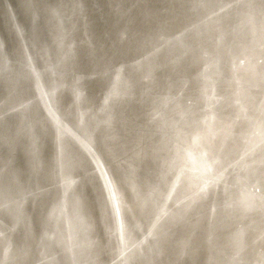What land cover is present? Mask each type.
I'll use <instances>...</instances> for the list:
<instances>
[{
    "label": "water",
    "instance_id": "obj_1",
    "mask_svg": "<svg viewBox=\"0 0 264 264\" xmlns=\"http://www.w3.org/2000/svg\"><path fill=\"white\" fill-rule=\"evenodd\" d=\"M70 1L85 11L80 23L89 32L56 58L48 27L61 20L62 32L60 6L0 0V204L11 200L0 209L3 264H37L36 253L42 264H264V233L253 238L264 227L255 216L264 214V0H132L116 8L113 0ZM116 21L109 37L93 32ZM208 111L219 132L232 122L213 150V183L171 201L170 172L182 168ZM56 143L77 161L63 163ZM165 150L168 163L160 160ZM109 155L122 159L143 210L127 201ZM96 194L102 230L91 212ZM53 206L70 211L61 235L69 262L57 255L60 236L38 222ZM117 214L128 226L120 234Z\"/></svg>",
    "mask_w": 264,
    "mask_h": 264
},
{
    "label": "bare ground",
    "instance_id": "obj_2",
    "mask_svg": "<svg viewBox=\"0 0 264 264\" xmlns=\"http://www.w3.org/2000/svg\"><path fill=\"white\" fill-rule=\"evenodd\" d=\"M23 1L26 2V0H20V2H23ZM131 1L132 0H113L112 4L116 8V5L119 4L120 2L130 4ZM54 2L57 3V6H60V9H61L60 13L63 15L62 18H63V22H64V24L62 22V25H63V29H61L62 32L57 29L58 28V22H61V20H57V26H56V20H53L50 18V20L52 21L53 27H55L54 28L55 31H53L51 29V27L47 26L50 29V32L48 31V33H51L50 35H51V40H52L49 43V46L54 47L53 49L56 50L55 57L57 58L58 56L64 57L68 53L67 46L70 43V41H75V42L82 41L83 35H85L86 31L87 32H89V31L87 29V26H82L80 23V19L83 18V17L81 18V14L83 13L86 16V14L84 13L85 11H83L81 9L82 10V12H81L77 9V7L75 5L74 6L70 5L71 4L70 0H54ZM131 5H132V3H131ZM89 7H93L92 4L90 6V3H89ZM160 9L162 10V12H164V10L166 11L165 8L160 7ZM263 16H264V13H263ZM120 19L123 20L121 16H120ZM186 19L181 21V25H184V24L187 25L189 23V22L186 23V21H187ZM237 21H236V23H237ZM118 23H120V22L116 21L115 25H111V27L109 29H104V30L93 29V32L100 33L105 37H109V34H107L105 32H110ZM229 26H232V25H229ZM93 28H96V27H93ZM39 53H40L39 57L41 60L40 61L41 66L40 67H43V65H45L44 62H46V58L48 56H46V54L43 51H40ZM43 60H44V62H43ZM211 116H212V114L210 113V111H208L206 113V116L204 117V120H203V127L205 129L200 128L201 126L199 124V126H198L199 128L193 132L194 138H193L192 142L194 144H191V145L189 144L188 153H190V154L187 155L188 158L186 157L187 158L186 161L183 160L184 163L181 164L182 168L179 170V167H177L174 174L170 172V175H169L170 179H168V182H170V183H168L169 187H168V190L166 192V197L172 198L171 201H173L177 197L180 199V197H182L183 194H184V196H186V195H194V194L198 195V193H203L209 187V185H212V183H213V179H211L210 174H209V172H210L209 168L212 167V162H213V157H214L213 150L216 148H221V142L224 143L225 140L223 139V136H221L220 134L221 133L223 134L224 133L223 131L226 130L228 128L227 126L230 125L232 122L228 123L226 128L223 131L219 132L220 131L219 128H211L210 127L212 124V120H213V117H211ZM37 120H38L37 123H40V125L45 124V116L43 115V112L40 114V116L39 115L37 116ZM177 123H178V120L173 119L171 121V126L172 127L177 126ZM221 126L223 127V125H221ZM197 145H200L201 147L194 150V148H197ZM54 146H55V144H54ZM60 146H61V143H60ZM61 148H63V146H61ZM55 151L59 155L60 154H62V155L66 154L67 157H64L61 160L63 161V163H65L67 165H71V164L75 163V161H77L78 157L75 153L74 154L72 153L73 151H70V153H71V155H70V154H68V151H66L65 148L60 149L59 145L57 143L55 146ZM194 151H196V153ZM209 153L211 154V156L209 155ZM168 159H169V153L165 150L164 152L161 153L160 160H162V162L164 161V163H166ZM96 165H97L96 163L95 164L90 163L91 168H89V170L98 174L99 177L104 178L105 174H101L102 169L100 167H98V165L97 166ZM106 165L108 167L112 168L115 173L117 170V173H118V174L116 173V175L118 177L117 183L121 186H124V188L126 189V192L129 191V195L126 194L129 197V198H127V201L131 204L133 209L135 210V208H136L137 209L136 211H139L140 209L143 210L145 198L142 195H138L139 198L137 197L136 202H134V194H132V192L129 189V187H131V186L128 183H125L126 178H124V177H128L129 174L123 168L124 164L122 162V159L109 155L107 158ZM110 168H108V169H110ZM117 168L122 170L124 172L125 176H124L123 172L121 174ZM83 171L88 172L86 170H83ZM181 173H182V176H181ZM101 175H103V176H101ZM182 181L185 183H188L183 188L184 192L182 194L177 193V192L174 194L175 188H177V186H181L178 184ZM52 183L54 184V187H55L56 186L55 183L54 182H52ZM182 185H183V183H182ZM185 189H187V190H185ZM255 189L259 190L261 188H255ZM119 192H120V190H119ZM149 192L146 194H149ZM113 194H114V196H112V202L114 204L115 211L118 212V209H119L118 201H120V200L117 196L116 191L113 190ZM97 196L98 195L96 194L95 198H93L90 203L92 204L91 205V212H92L94 218H96V221L97 220L99 221V225H100V223L102 221L101 211H100L101 204H100V197L99 196L97 197ZM7 198L8 197L3 198L4 201L6 202L4 204L1 201L0 209L5 208V206L7 204L9 205L11 203V200L10 199L7 200ZM198 198H200V197H197L196 199H198ZM26 200L28 202H30L29 199H26ZM38 202H39V199H38L37 203ZM192 203H194V202H192ZM47 204L48 203H46L45 205H47ZM149 206H150V204H149ZM45 210L46 209H44V211ZM64 212H67L68 214L65 215ZM69 213H70L69 210L65 211L63 209H58V206H53L49 212H46L45 215L39 217V219H38V222L40 224H43V223L46 224V226H45L46 232H48L49 234L56 236V237L58 235L60 236V237H58V246H59L58 248H60L61 251L58 252L57 255H60L62 257L63 262H65V259L68 261L67 256H69V255H67V250H69V249L67 248V250H66V246H65L66 244H64L62 242L61 235L63 233V240H65V232H66L67 228L69 226H71V218H70ZM247 216H249V215H247ZM255 216H259L260 218H262L261 221L262 222L264 221V214L263 213L256 211ZM116 217H117V220H116V227L115 228H116L117 232L119 233L120 230H122L123 228H128V226H127V223H123V221L121 220L122 217L120 215L118 216V214H117ZM51 222H54V225L51 224ZM40 224H38V226ZM133 224H136V223H133ZM133 226H135V225H133ZM100 227H101V225H100ZM101 230H102V227H101ZM43 231H44V229L41 230V232H43ZM39 232H36L35 234L37 235ZM262 233H264V227H262L261 230H259V232L256 235H254L253 238L255 239L256 242L260 239V236L262 235ZM101 236H103V234ZM120 238H121V236H120ZM67 239H68V244L70 247H76L77 246L75 230L74 231L70 230L69 234H67ZM123 244H124V242H122L121 245H123ZM3 245H0V262H1V264H3V262H2ZM21 245H26V244L21 243ZM27 245H29V244H27ZM131 245H133V242L130 243V246ZM48 257L52 258L53 256L48 255ZM33 261H35L37 264H42L41 257L38 253H36V255L33 257Z\"/></svg>",
    "mask_w": 264,
    "mask_h": 264
}]
</instances>
